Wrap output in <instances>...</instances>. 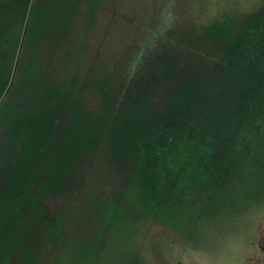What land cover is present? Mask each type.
Instances as JSON below:
<instances>
[{
	"label": "trees",
	"instance_id": "16d2710c",
	"mask_svg": "<svg viewBox=\"0 0 264 264\" xmlns=\"http://www.w3.org/2000/svg\"><path fill=\"white\" fill-rule=\"evenodd\" d=\"M102 1L0 0V264H41L48 251L60 264H145L130 247L140 223L217 210L239 150L264 134V0L242 19L163 22L114 73L85 76L92 113L80 69L52 56L75 18L95 27ZM103 146L114 190L50 211L49 199L77 196ZM251 163L264 169V153Z\"/></svg>",
	"mask_w": 264,
	"mask_h": 264
},
{
	"label": "rangeland",
	"instance_id": "374dc122",
	"mask_svg": "<svg viewBox=\"0 0 264 264\" xmlns=\"http://www.w3.org/2000/svg\"><path fill=\"white\" fill-rule=\"evenodd\" d=\"M261 3L262 0H103L95 27L86 32L81 16L75 18L52 62L59 68L66 66L67 72L80 69V98L90 112L96 113L99 95L89 82H84L85 76L114 73L163 22L175 30H186L224 17L242 19ZM247 149V153L239 150L235 175L217 210L197 219V208L188 207L175 213L167 224L140 223L130 247L145 264H264V169L256 172L248 166L254 151L264 153V134L253 135ZM250 171L254 172L251 177ZM113 177L103 146L85 166L77 196L49 199L46 204L52 211L56 206L68 209L76 202V210L77 202L86 194L106 198L115 188ZM72 218L67 220L69 236L76 231ZM58 255L48 251L41 264H60Z\"/></svg>",
	"mask_w": 264,
	"mask_h": 264
}]
</instances>
